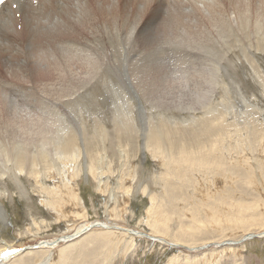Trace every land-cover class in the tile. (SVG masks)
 Returning a JSON list of instances; mask_svg holds the SVG:
<instances>
[{
	"label": "bare ground",
	"instance_id": "bare-ground-1",
	"mask_svg": "<svg viewBox=\"0 0 264 264\" xmlns=\"http://www.w3.org/2000/svg\"><path fill=\"white\" fill-rule=\"evenodd\" d=\"M248 1L6 0L3 3L0 8V179L6 177L13 181L28 197L19 177L28 172L44 191L41 204L49 213L56 214L57 221L68 223L72 228L33 244L24 243L20 233L13 241L0 234V264H52L55 253L60 259L65 258L79 241L92 236H96V240L114 237L133 243L136 236L145 237V233L152 237L145 238L156 243L187 250L180 253H186L191 261L199 256L215 259L224 253L238 255L242 246L222 250L212 247L230 242L226 241L228 237H239L243 233L245 237L257 233L264 236V219L257 220L258 214L264 215V209L257 212L249 203L224 202L205 220L195 219L194 223L196 227H225L220 237L202 241L171 237L160 228L162 218L152 213L156 197L147 192V186L143 192L150 196L151 207L143 222L151 233L123 223L130 211L131 186H125L123 178L118 179L117 190L108 186L114 175L111 165L100 167L96 161L91 162L92 156L77 144L75 134L65 139L63 130L70 125L78 127L82 121L94 126L99 120L103 121L102 116L106 119L103 99L111 100L114 94L126 95L127 104L134 110L137 108L135 100L141 101L138 110L143 125L147 122L146 109L150 105L153 110L164 113L172 108L188 111L210 104L215 99L217 88L214 86L219 85L216 71L223 67L222 61L249 60V55L259 60L255 48L264 46V13L254 14ZM261 1L264 4V0ZM175 26L195 30L212 27L218 37L214 39L215 32H210L207 40L211 45L205 44L188 31H183L181 36L173 35ZM239 43L243 44V50L238 47ZM170 60L178 65L171 68ZM203 61L215 68L206 80L210 83L209 89L199 90L195 98L187 101L182 95L171 97L169 89L165 88L171 73L187 63L199 65ZM163 71L166 73L162 74ZM201 71L207 70L201 68ZM129 74L138 79L135 85L123 82ZM114 79L120 81L118 85L113 83ZM145 87L150 92L140 96ZM167 119L191 120L180 116ZM164 128L166 131L161 134L158 130L144 135L145 147L153 146L155 152L162 154L173 151L176 145L169 143L168 150L164 146L165 134L171 131ZM143 129L147 131L144 126ZM175 133L184 140L193 139L197 134L187 129ZM201 133H205L204 127ZM187 151L182 148V155ZM47 176L53 181L58 177V184H42ZM80 176L84 180L90 176L96 178L97 192L105 197L107 219L91 221L82 212L77 213L80 216H68L70 203L83 206L75 181ZM117 196L122 206L117 204ZM6 214L0 206V231L6 227ZM79 219V223L73 224ZM27 232L31 229L27 228ZM29 245H32L30 249H40L21 255L23 248ZM200 247L212 248L200 254L199 251L205 250H199ZM28 255L34 256L35 261L28 260Z\"/></svg>",
	"mask_w": 264,
	"mask_h": 264
},
{
	"label": "rangeland",
	"instance_id": "rangeland-1",
	"mask_svg": "<svg viewBox=\"0 0 264 264\" xmlns=\"http://www.w3.org/2000/svg\"><path fill=\"white\" fill-rule=\"evenodd\" d=\"M248 2L251 10L254 9V14L264 13L263 1ZM183 31L200 38L205 44H210L207 40L209 33L215 32L212 27L195 30L175 26L171 33L181 36ZM217 37L216 31L213 38L217 39ZM238 47L244 49L242 43H239ZM255 50L259 56L257 61L253 60L255 57L252 55H249V60L236 58L234 62L222 61L223 67L216 71L219 85L214 86L217 90L214 93L215 99L210 104L188 111L172 108L164 113L157 109L153 110L150 105L146 109L147 122L143 125L138 110L141 101L135 100L137 108L134 110L127 104L126 95L114 94L111 100L99 96L98 98L105 102L106 107L103 110L106 119L101 115L103 121L99 120L95 127L92 123L87 125L84 121L78 127L74 125L64 127V138H71L75 134L77 144L83 151L90 153V157L92 156L91 162L96 161L100 167L111 165L114 175L109 173L111 184L108 186L117 190L118 179L121 181L122 178L126 179L125 186H131L132 197L128 199L130 211L123 223L151 233L143 222L147 219L151 207L150 196L143 192L145 186L148 187L147 192L156 197L152 213H158L162 218L160 228L166 230L170 236L172 235L171 237H184L191 241L220 237L222 228L225 227L218 228L214 225L196 227L194 223L195 219L205 220L210 213L219 210L217 206L224 202L249 203L250 206L257 208V212H262L264 209V46H256ZM170 62L171 68L178 65L174 60ZM203 62L199 65L193 62L187 63L171 73L165 87L169 89L171 97L182 95L187 101L195 98V93L199 90L209 89L210 83L206 80L215 68L211 63ZM201 68H206L207 71L204 73ZM134 77L129 74L123 82H126L125 85H135L138 79ZM119 82L117 79L113 81L115 85ZM158 83L163 86V81ZM161 86L159 90H162ZM143 92L150 90L145 87L140 92V96ZM175 116H180L182 119L189 117L191 120L180 122L178 119H173ZM167 117L172 118L173 121ZM128 118L129 122L125 123ZM143 126L147 131H144ZM164 127L171 130L165 134V148L168 150L169 143L176 145V148L162 154L155 152L156 148L153 146L145 147L144 135L158 130L161 134L166 131ZM203 127L205 133H201ZM186 129L195 130L197 134L193 139L184 140L179 133H175ZM182 148L188 149L186 155H182ZM190 149L195 151L191 152ZM101 156L104 160H101ZM24 173L19 177L28 197L21 193L13 181L6 177L0 179V206L7 212L6 227L0 231L1 236L13 241L20 233L24 243L33 244L64 234L68 228H72V225L67 226L68 223L57 221L56 214L49 213L41 204L40 200L45 194L40 183L28 172ZM205 176L207 179L204 178ZM95 179L94 176H90L88 180H84L82 176L75 179L78 187L76 189L81 191L83 206L80 208V204L70 203L67 208L68 216L73 218L75 215L80 216L77 213L82 212L91 221L107 219L104 213L105 197L97 192ZM58 180V177L53 181L47 176L42 184H58ZM164 191L166 194H163ZM119 200L121 199L118 198L117 204L122 206ZM263 219L264 215L258 214L257 220ZM80 221L81 219L71 224L76 225ZM27 228H30L31 232H27ZM116 230L120 231V229ZM244 234L239 237H228L226 241L231 243H217L212 246L217 250L242 246L238 255L224 253L215 259L199 256L201 258H193L195 261H191V257H187L186 253H180L181 250L187 251L185 249L156 243L142 236H136V242L133 243L129 239L110 237L96 240V236H92L79 241L70 251V255H65V258L60 259L55 253L52 264H264V236L241 242L240 240L245 237ZM30 246L32 245L24 247L21 255L25 251L40 249H30ZM212 247L199 252L200 254L208 252ZM46 256L47 254L40 259ZM26 257L33 262L36 259L32 255Z\"/></svg>",
	"mask_w": 264,
	"mask_h": 264
},
{
	"label": "water",
	"instance_id": "water-1",
	"mask_svg": "<svg viewBox=\"0 0 264 264\" xmlns=\"http://www.w3.org/2000/svg\"><path fill=\"white\" fill-rule=\"evenodd\" d=\"M144 235H145V237H149V238H152V237H150L148 234H145L144 233ZM254 237H259V235H257V234H252V235H248V236H246L245 238L243 237L242 239H241V242H244V241H246V240H248V239H252V238H254ZM159 240V239H158ZM159 241H161V240H159ZM228 243H231V241L230 242H228ZM169 246L170 247H172L173 245L172 244H169ZM174 247H176V246H174ZM34 248H36V247H34ZM187 249V248H186ZM202 249H205L204 247H200L199 248V250H202Z\"/></svg>",
	"mask_w": 264,
	"mask_h": 264
},
{
	"label": "snow or ice",
	"instance_id": "snow-or-ice-1",
	"mask_svg": "<svg viewBox=\"0 0 264 264\" xmlns=\"http://www.w3.org/2000/svg\"><path fill=\"white\" fill-rule=\"evenodd\" d=\"M4 3V0H0V4Z\"/></svg>",
	"mask_w": 264,
	"mask_h": 264
}]
</instances>
